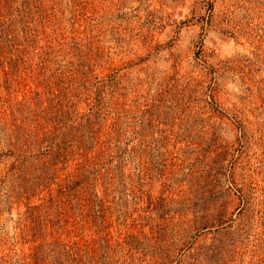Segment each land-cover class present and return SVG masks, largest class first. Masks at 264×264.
I'll return each instance as SVG.
<instances>
[{"label":"rangeland","instance_id":"374dc122","mask_svg":"<svg viewBox=\"0 0 264 264\" xmlns=\"http://www.w3.org/2000/svg\"><path fill=\"white\" fill-rule=\"evenodd\" d=\"M0 264H264V0H0Z\"/></svg>","mask_w":264,"mask_h":264}]
</instances>
